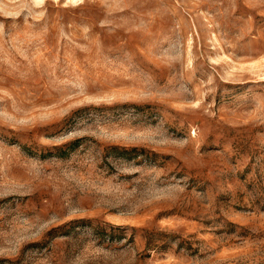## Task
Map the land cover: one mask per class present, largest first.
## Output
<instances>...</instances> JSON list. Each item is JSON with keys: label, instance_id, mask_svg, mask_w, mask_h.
Returning <instances> with one entry per match:
<instances>
[{"label": "rangeland", "instance_id": "obj_1", "mask_svg": "<svg viewBox=\"0 0 264 264\" xmlns=\"http://www.w3.org/2000/svg\"><path fill=\"white\" fill-rule=\"evenodd\" d=\"M0 264H264V0H0Z\"/></svg>", "mask_w": 264, "mask_h": 264}, {"label": "trees", "instance_id": "obj_2", "mask_svg": "<svg viewBox=\"0 0 264 264\" xmlns=\"http://www.w3.org/2000/svg\"><path fill=\"white\" fill-rule=\"evenodd\" d=\"M112 148H115V149H118L119 150V153L123 152V153H126L128 150H135V147H132V148H125L123 150V148L120 150L118 146H112Z\"/></svg>", "mask_w": 264, "mask_h": 264}]
</instances>
